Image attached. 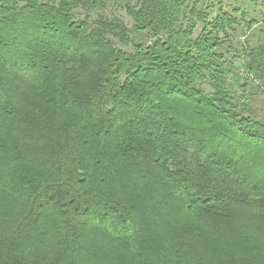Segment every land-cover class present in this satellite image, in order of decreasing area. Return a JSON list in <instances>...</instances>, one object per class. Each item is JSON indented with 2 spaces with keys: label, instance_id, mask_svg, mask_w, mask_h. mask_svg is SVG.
Instances as JSON below:
<instances>
[{
  "label": "trees",
  "instance_id": "obj_1",
  "mask_svg": "<svg viewBox=\"0 0 264 264\" xmlns=\"http://www.w3.org/2000/svg\"><path fill=\"white\" fill-rule=\"evenodd\" d=\"M109 1L0 0V264H264V120L228 58L257 22L89 19ZM242 54L264 81V47Z\"/></svg>",
  "mask_w": 264,
  "mask_h": 264
},
{
  "label": "rangeland",
  "instance_id": "obj_2",
  "mask_svg": "<svg viewBox=\"0 0 264 264\" xmlns=\"http://www.w3.org/2000/svg\"><path fill=\"white\" fill-rule=\"evenodd\" d=\"M187 3H191L195 0H186ZM200 4L198 5L200 8L210 7L209 13L211 16H214L216 10L221 7L223 10L231 12L232 9L237 8L240 9L244 16H247V20H254L257 22V25L247 28L244 23L239 20V25L237 26V32L234 35L235 39L230 44L232 47L230 48V55L228 58L234 64L236 68V73L243 79L245 82L246 89V98L248 106L253 114L256 117L264 120V81L253 77L252 75H248L242 68L241 64L243 62V49L246 45L250 47H264V0H256L254 2H250L247 0H199ZM135 0H110L107 3V6L104 9H96L88 14L90 20H94L100 16L108 17L109 19L117 18L122 21L127 28L131 27L132 20L126 15L125 6L129 3L134 5ZM236 13V12H235ZM86 13L80 10L76 13V18H83ZM239 18V16H237ZM197 34V32H196ZM132 38L133 34H130ZM147 36L141 37L142 41L147 40ZM113 44L125 51H131L132 47L130 44H123L119 40L112 38ZM207 91H210L208 87H204Z\"/></svg>",
  "mask_w": 264,
  "mask_h": 264
}]
</instances>
